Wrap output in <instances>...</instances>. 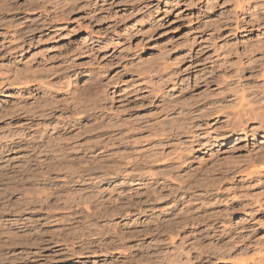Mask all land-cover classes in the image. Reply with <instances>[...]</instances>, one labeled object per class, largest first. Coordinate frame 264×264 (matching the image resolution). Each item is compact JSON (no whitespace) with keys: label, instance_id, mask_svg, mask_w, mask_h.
<instances>
[{"label":"rangeland","instance_id":"obj_1","mask_svg":"<svg viewBox=\"0 0 264 264\" xmlns=\"http://www.w3.org/2000/svg\"><path fill=\"white\" fill-rule=\"evenodd\" d=\"M0 264H264V0H0Z\"/></svg>","mask_w":264,"mask_h":264},{"label":"bare ground","instance_id":"obj_2","mask_svg":"<svg viewBox=\"0 0 264 264\" xmlns=\"http://www.w3.org/2000/svg\"><path fill=\"white\" fill-rule=\"evenodd\" d=\"M244 99V98H243ZM54 142V141H53ZM52 142V143H53ZM65 140L64 139H60V140H58L56 143L57 144H55V145H53L52 147H49L50 149H51V151L54 153V152H57V146H62L63 148H65L64 150L66 151V145H65ZM51 144V143H50ZM48 145H49V143H48ZM48 147V146H47ZM46 150H47V148H46ZM62 150V149H61ZM59 151V150H58ZM63 152V151H62ZM56 158H54V162H52L51 163V166L53 167L54 166V169H55V171H58L59 173L60 172H67V174H69L70 176H73V175H76L78 172H79V170L77 169L78 167H77V165H78V161L76 162L77 164H75V163H70V164H67V163H69V162H67V159H64V160H60V161H57V163H56V160H55ZM53 161V160H52ZM69 161V160H68ZM50 162V161H49ZM80 163V162H79ZM75 166V167H74ZM78 166H80V165H78ZM51 167V168H52ZM50 168V167H49ZM92 169L93 168H90V169H88L87 171H92ZM82 171H85V170H82ZM81 173V172H80ZM64 174V173H63ZM66 174V173H65ZM66 174V175H67ZM79 176H81L82 174H78Z\"/></svg>","mask_w":264,"mask_h":264}]
</instances>
